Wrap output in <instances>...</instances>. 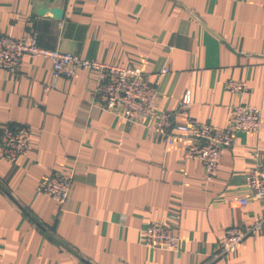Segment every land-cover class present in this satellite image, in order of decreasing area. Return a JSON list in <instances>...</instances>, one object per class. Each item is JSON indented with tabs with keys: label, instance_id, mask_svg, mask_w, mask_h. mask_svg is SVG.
<instances>
[{
	"label": "crops",
	"instance_id": "crops-1",
	"mask_svg": "<svg viewBox=\"0 0 264 264\" xmlns=\"http://www.w3.org/2000/svg\"><path fill=\"white\" fill-rule=\"evenodd\" d=\"M0 33L139 67L158 87L151 114L133 122L93 100L95 69L54 77L48 59L29 55L17 74L0 68V133L30 128L16 160L0 147V264H264V224L233 254L221 244L226 228L263 212L245 176L264 165V0H0ZM237 104L259 108L260 128L236 132L208 180L183 138L154 130L159 112L227 129ZM67 168L71 192L58 204L40 189ZM153 222L172 228L176 251L141 241Z\"/></svg>",
	"mask_w": 264,
	"mask_h": 264
},
{
	"label": "built area",
	"instance_id": "built-area-1",
	"mask_svg": "<svg viewBox=\"0 0 264 264\" xmlns=\"http://www.w3.org/2000/svg\"><path fill=\"white\" fill-rule=\"evenodd\" d=\"M25 55L39 56L50 61L51 74L54 77H72L78 69L91 68L97 70V79L92 92L93 100L100 106L126 120L142 122L156 106L158 87L150 82L139 67H123L92 59L80 58L70 52H61L41 47L37 44L33 33L20 38H12L0 33V68L11 74L20 72L22 58ZM163 67L160 73H166ZM226 89L242 92L246 89L240 80H227ZM183 107L187 103L182 104ZM171 115L159 112L156 115V133L171 141L175 136L186 141L184 155L188 159L198 160L204 170L205 178L211 179L220 164L222 150L233 143L238 131H258L261 125V112L258 107L237 104L233 109V120L230 128L221 129L206 124H195L189 119L184 124H172ZM174 127L179 135L169 132ZM30 144V128L28 126H10L2 128L0 147L2 155L12 161L24 154ZM73 182V170H54L41 186L40 192L50 196L58 204L63 203L70 195ZM246 189L262 199L263 212L254 222L246 226L226 228L221 239L222 253L233 254L248 234L260 232L264 224V165L251 167L245 176ZM240 204H246L247 198H241ZM141 241L147 245L176 251L179 246L177 235L170 226L153 222L141 230Z\"/></svg>",
	"mask_w": 264,
	"mask_h": 264
},
{
	"label": "water",
	"instance_id": "water-1",
	"mask_svg": "<svg viewBox=\"0 0 264 264\" xmlns=\"http://www.w3.org/2000/svg\"><path fill=\"white\" fill-rule=\"evenodd\" d=\"M50 1H52V0H50Z\"/></svg>",
	"mask_w": 264,
	"mask_h": 264
}]
</instances>
